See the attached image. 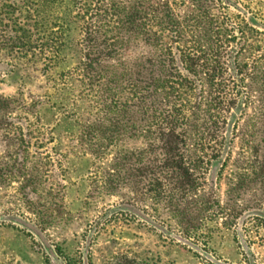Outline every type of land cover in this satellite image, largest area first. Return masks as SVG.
<instances>
[{"label": "rangeland", "instance_id": "rangeland-1", "mask_svg": "<svg viewBox=\"0 0 264 264\" xmlns=\"http://www.w3.org/2000/svg\"><path fill=\"white\" fill-rule=\"evenodd\" d=\"M0 264H264V0H0Z\"/></svg>", "mask_w": 264, "mask_h": 264}, {"label": "trees", "instance_id": "trees-1", "mask_svg": "<svg viewBox=\"0 0 264 264\" xmlns=\"http://www.w3.org/2000/svg\"><path fill=\"white\" fill-rule=\"evenodd\" d=\"M48 1H57V0H48ZM192 61V60H191ZM194 70H205L206 68L204 65H193ZM236 70V65L233 66ZM221 70V69H219ZM210 72V73H209ZM221 71H217V69H209L207 73H205L208 76V83L210 84L212 88V95L210 97V106L213 110H215L216 114H211L210 117H218L223 121H206L204 124V128L206 130V133L209 131V133L215 129L218 131L225 130V133L222 134L221 138H216L215 145L217 146V152L214 155V158L219 157L218 154L222 148H224V144L226 142L225 134L226 131H228L227 124L230 120L234 118V110L235 107L239 103L238 98V80H232L230 83H226L223 80H221L218 75ZM219 73V74H218ZM180 85L183 86V83H180ZM189 86L193 90L198 89V83L196 81L189 82ZM188 87V86H187ZM173 88V87H171ZM236 91V93H233V95H230L232 92ZM228 92V93H227ZM194 106L197 107L201 104V100L199 97V94H195L194 100H193ZM229 107L227 111L229 112V116L226 115L225 112H223L225 107ZM170 118H171V125L180 130L177 135L174 136L173 142L175 143V150H176V166H174L175 174H177V177L180 179L179 184L180 188L187 189L189 191H197L198 189L202 188V185L199 183V177L195 175L194 172L191 171L189 166H187L186 161V149L184 148L187 141V134L188 129L186 126L189 123V115L186 112V105L178 98H175V100L172 103V107L170 109ZM166 123V121H164ZM167 124V123H166ZM208 130V131H207ZM211 130V131H210ZM174 131V130H172ZM216 132V133H217ZM208 133V134H209ZM208 139V138H207Z\"/></svg>", "mask_w": 264, "mask_h": 264}]
</instances>
